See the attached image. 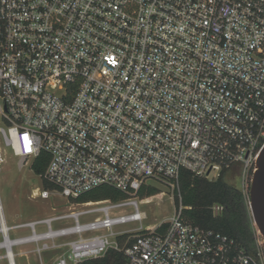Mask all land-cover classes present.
<instances>
[{"label": "built area", "instance_id": "2783aa9c", "mask_svg": "<svg viewBox=\"0 0 264 264\" xmlns=\"http://www.w3.org/2000/svg\"><path fill=\"white\" fill-rule=\"evenodd\" d=\"M0 124L22 168L50 156L41 178L56 190L36 197L74 200L102 186L127 195L12 226L0 199V264H16L28 245L40 256L65 248L52 264L110 249L125 264H264L253 218V252L181 212L164 230H114L146 219L144 185L178 189L182 170L213 181L241 165L251 213L264 147V0H0Z\"/></svg>", "mask_w": 264, "mask_h": 264}, {"label": "trees", "instance_id": "16d2710c", "mask_svg": "<svg viewBox=\"0 0 264 264\" xmlns=\"http://www.w3.org/2000/svg\"><path fill=\"white\" fill-rule=\"evenodd\" d=\"M50 156L42 153L32 164L33 172L42 177L47 170ZM225 171L217 180H208L205 177L194 176L182 170L179 178V188L175 190L174 203L181 217L203 230H210L235 240L247 251H254L252 217L248 203L242 192L228 184L225 180ZM45 190H56V187L43 181ZM162 191L152 185H144L138 193L140 202H150L159 197ZM127 199L124 193L109 187L102 186L89 191L77 199L70 200L73 204H89L102 201H121ZM221 205L224 211L215 216L212 207ZM167 223L158 230H164ZM127 236L118 237L123 244ZM124 253L110 249L104 257L89 260L81 264H125Z\"/></svg>", "mask_w": 264, "mask_h": 264}, {"label": "rangeland", "instance_id": "374dc122", "mask_svg": "<svg viewBox=\"0 0 264 264\" xmlns=\"http://www.w3.org/2000/svg\"><path fill=\"white\" fill-rule=\"evenodd\" d=\"M241 175L242 166L237 164L226 172L225 180L238 189L241 186ZM149 185L157 187L162 191V194L150 202L140 203V210L146 214V219L142 223L133 222L118 226L114 229L116 233H125L140 228L150 230L168 223L175 213H178L174 203L176 189L156 182H150ZM37 188L40 191L45 189L42 178L33 172L31 165L22 168L20 159L11 148L5 145L0 135V199L9 226L88 209L84 204H73L70 200L57 194H53L48 199L36 197ZM130 213L129 210L124 212V214ZM53 228L57 229L58 225L55 223ZM63 242L59 241L58 244H63ZM65 251V248H61L54 253H44L40 256L36 252L35 246L18 247L15 250L16 264H42V261L44 264H52V261L64 254ZM1 264H7V262L3 260Z\"/></svg>", "mask_w": 264, "mask_h": 264}, {"label": "water", "instance_id": "95a60500", "mask_svg": "<svg viewBox=\"0 0 264 264\" xmlns=\"http://www.w3.org/2000/svg\"><path fill=\"white\" fill-rule=\"evenodd\" d=\"M251 215L264 237V147L256 162V172L253 175L251 190Z\"/></svg>", "mask_w": 264, "mask_h": 264}]
</instances>
